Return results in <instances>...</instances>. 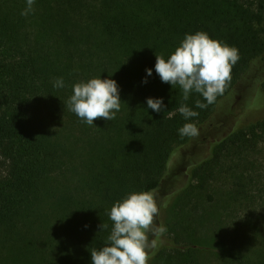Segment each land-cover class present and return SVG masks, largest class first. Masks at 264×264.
<instances>
[{
	"label": "trees",
	"instance_id": "trees-1",
	"mask_svg": "<svg viewBox=\"0 0 264 264\" xmlns=\"http://www.w3.org/2000/svg\"><path fill=\"white\" fill-rule=\"evenodd\" d=\"M25 1L0 0V264H92L91 249L111 234L113 204L132 191H158L173 149L194 138L178 129L208 127L256 62L262 68L242 94V112L258 106L261 114L233 126L228 120L209 145L264 132V0H35L24 16ZM197 31L239 51L226 91L203 109L196 107L207 103L201 94L184 100L155 70L156 54L167 59ZM94 77L117 82L121 107L113 121L88 125L67 101L75 83ZM58 78L62 88L54 86ZM149 97L162 98L164 110L148 108ZM181 104L198 116L186 121ZM171 197L165 192L162 203ZM49 212L60 236L30 243L34 224L46 225ZM259 245L256 261L220 264H264V238ZM197 248L156 257L198 264Z\"/></svg>",
	"mask_w": 264,
	"mask_h": 264
},
{
	"label": "rangeland",
	"instance_id": "rangeland-1",
	"mask_svg": "<svg viewBox=\"0 0 264 264\" xmlns=\"http://www.w3.org/2000/svg\"><path fill=\"white\" fill-rule=\"evenodd\" d=\"M261 68L258 62L252 65L249 75L217 104L209 126L188 144L173 149L162 186L153 192L160 209L156 222L165 225L167 232L158 238L159 247L148 264H175L174 260L157 258V253L192 244L198 247L194 253L198 264H220L234 257L256 261L264 238V132L257 131L252 138L249 135L247 142L209 144L227 122L233 126L261 114L258 106L242 112V94ZM3 171L0 159V174ZM165 192L172 196L166 204L161 198ZM56 223L49 212L46 225L34 224L29 242H36L45 233L51 239L58 238Z\"/></svg>",
	"mask_w": 264,
	"mask_h": 264
},
{
	"label": "clouds",
	"instance_id": "clouds-1",
	"mask_svg": "<svg viewBox=\"0 0 264 264\" xmlns=\"http://www.w3.org/2000/svg\"><path fill=\"white\" fill-rule=\"evenodd\" d=\"M34 3L35 0H26L21 15L33 13ZM238 60L237 48L211 38L204 31H197L186 34L167 59L156 54L155 70L162 82L182 89L184 100L192 92L201 94L207 103L197 101L196 107L203 109L224 94L232 79V67ZM146 71L151 76L152 69ZM54 86L62 88L63 79L58 78ZM67 104L69 110L88 125L100 118L113 121L121 107L118 84L111 78L81 80L73 85V94ZM147 106L155 112L165 108L162 98L149 97ZM178 111L186 121L199 114L185 104H181ZM178 133L181 137L200 134L193 122H186ZM159 214L155 194L150 191H132L115 202L109 212L113 222L111 234L103 247L91 249L92 264H148L153 250L159 247L158 238L167 232L165 225L156 222ZM100 227L107 228V225Z\"/></svg>",
	"mask_w": 264,
	"mask_h": 264
}]
</instances>
